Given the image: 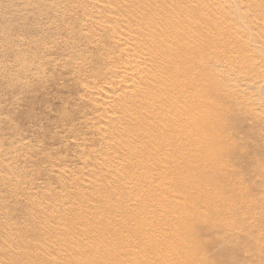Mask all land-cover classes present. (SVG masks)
Here are the masks:
<instances>
[{
    "label": "rangeland",
    "instance_id": "rangeland-1",
    "mask_svg": "<svg viewBox=\"0 0 264 264\" xmlns=\"http://www.w3.org/2000/svg\"><path fill=\"white\" fill-rule=\"evenodd\" d=\"M162 1L133 5L132 0H0V264H68L69 242L53 236L48 228L70 226L71 237L79 241L74 230L79 232L81 225L105 223L113 217H143L153 222L163 213L168 218L158 217L160 225L175 222L171 206L159 200L164 191L172 198L178 196L176 200L189 191L171 183H164L169 190L163 191L157 184L168 174L167 168L158 166L153 171L138 157L131 161L124 155L128 147L145 148L149 141L144 134L131 135L133 124L142 125V130L155 127L153 132L160 126L153 117L141 122L138 115L132 117L130 111L138 106L132 107L121 96L134 89L140 94V110L144 106L140 98L148 104L152 97H147L157 92L152 83L143 81L145 72L141 78L133 77V71L136 66L140 70L143 64L150 66L155 54L148 46L137 47L138 41L147 42L144 27L136 23L142 17L139 9L145 12ZM263 3L194 2L215 11L212 18L227 42L216 58L203 65L223 85L220 92L202 91V114L208 126L198 137L205 143L197 146L217 149L212 158L221 161L217 163L224 167L221 172L230 177L226 188L238 195L227 197L233 212L217 217H224L223 223L228 224L244 222L230 234L201 229L193 233L199 244L189 245L204 253L208 264L231 258L235 264H264ZM149 106L155 111V105ZM212 130L217 133L216 145L205 140V131ZM114 141H127L128 147L123 152ZM169 153L153 152L149 161L171 157ZM213 170L217 171L208 172L211 179ZM194 173L206 175L207 171ZM143 178L157 180L153 183L158 189L148 192ZM138 179L143 181L134 183ZM206 207L199 205L201 211ZM175 241L170 240L173 250L180 247Z\"/></svg>",
    "mask_w": 264,
    "mask_h": 264
},
{
    "label": "bare ground",
    "instance_id": "bare-ground-1",
    "mask_svg": "<svg viewBox=\"0 0 264 264\" xmlns=\"http://www.w3.org/2000/svg\"><path fill=\"white\" fill-rule=\"evenodd\" d=\"M132 1L133 5H140L144 1L151 0ZM196 1L197 0H165L162 1L160 5L158 4V6H156V4V7H152L149 4L152 8L146 9L145 12L139 9L142 17L140 20L138 18L136 23L139 24L138 26L144 27L146 31L144 32L146 34L144 38H147V42L142 43L141 41H138V43L136 42L138 46L136 44L135 46L140 49L147 48L148 46L153 49H151V51H154L155 54L154 57L151 54L153 61L150 66L148 64H143V70L138 69L137 66V68L135 67L133 72L136 73L133 77L140 76V73L145 72L141 74V76L146 75V77H143L145 79L142 80L145 81V83H152L157 92L155 93L156 95H149L147 97H152L151 102H148V104L147 100L143 99L142 102L140 98L139 101L141 102V106L144 104L142 108L140 107V110H138L139 104L137 100L140 94H137L134 89H132L133 92L131 93H129L130 91L128 90V93L124 92L125 94H121V98L123 101L131 103L132 107L133 105L138 106L137 109L132 108L130 111V114L132 113V117L134 115H138L140 122L141 120L144 121L153 117L155 118V121L157 120L159 122L160 126H157L158 128L156 132H153L155 127L152 129L153 131L150 127L142 130V125L139 126L141 123H138L139 128L142 127L139 129L137 127V122L136 124H133L132 129L128 128L130 132L133 133H130L132 136H136L137 133L138 135L144 134V136L148 138L149 141L145 144V148L141 147V149H137L136 146H133L134 148H129L127 141H125L126 143L119 141L118 143H120V145L115 143V141L113 143L116 148H121L123 152L125 151V148L128 147L127 152L125 151L124 155L131 161L135 158L137 159L138 157L139 162H145V168L147 167L153 171L156 170L158 166L167 168L168 174L164 176L162 175L161 177V173H159L158 176L161 178L158 179L156 177V179L160 180V183L156 180L158 184L155 183L156 181L154 178L151 180L149 178H143L147 186L146 189H150L147 190L148 192L150 191L152 193V191L156 190L157 187L160 188V186H163L161 187L163 191L164 188L169 190L166 186H164V183H171L177 188L189 191L185 195L180 196L178 200H176L178 196H176V198H172L170 193L164 191V198L159 200L161 202L160 204L166 202L168 207L171 206L176 220L175 222H172L174 221L172 219L171 221L169 220L172 223L160 225L162 219L158 217L168 218V214L162 215L163 213H160L161 215L159 216L156 215L157 217H154L155 221L153 222L149 221L150 219L146 220L143 217H113L104 220L106 221L105 223L102 222L92 225H81L78 229L79 232L74 230V232L76 231V233L79 234L78 239L81 243L78 240H74L75 235L74 237H71L73 228L71 227L72 231L68 230L70 229V226L66 225L67 229H64V227L48 228L47 231L50 234L56 236L57 238L66 239V242L63 241L65 243L69 242V245L66 246H69V249L71 248L70 255L68 254L69 256L66 257L69 258V262H73H68V264H196L198 262L208 264L206 261L207 259L205 258L206 255L204 253H199V251L189 245L191 243L192 245L193 243H196V246L199 244L193 236V233L198 229L211 231V233H229L231 231L233 232V229L242 225L243 221L241 224H228L226 222L223 223L224 217H217L219 215H229L233 212L234 207H232V204L229 202L227 197L238 195L234 189L230 190L226 188L230 177L226 172H221L224 167L221 164H217L221 161L212 158L217 149L200 150L197 146L198 144L201 146L205 143L204 139L200 140L198 137L208 126L204 125L205 119L202 114L200 97L202 95V91L203 89H208L210 91L220 92V87L223 85L219 84V82L215 79L216 75L213 71H211L212 69H204L203 65L211 61L213 58H216L218 56L217 53L221 50L220 48L224 45L227 46V42L223 40V38H225L224 35L221 36L222 30L219 27L220 25L212 18L215 11L204 4L195 5L194 2ZM185 8H190L191 10L186 11ZM200 8L203 11H200ZM154 32H159L160 34L158 33V35H154ZM229 37L230 36L227 38L228 41ZM213 48H216V51ZM212 49L215 52H211ZM139 68H141V65ZM147 86L146 87L149 88L150 84ZM147 88H144V91ZM144 91L141 90V92ZM123 101H121V103H123ZM149 105H155V111H153L154 109H150L152 110L150 111L148 109V107H150ZM117 106H119L118 103L116 104V107ZM128 108L130 107L128 106ZM185 116L189 117L186 118ZM111 122L113 123V120ZM203 126L205 127L204 129ZM186 132L188 133L187 135ZM205 132V140H208V144L216 145V131L212 130V132L210 131L211 133L209 131ZM152 136H154V139ZM141 143L144 145V140ZM161 150L169 151L172 158L165 156V158L159 157L157 160L149 161L152 159L153 152L157 153ZM224 151L228 152L226 149ZM136 164L137 162H135V165ZM212 168L217 169V171L213 170L211 171L212 173L210 172L212 177L211 179L208 172ZM200 169H202V171H207V174L203 175L202 173H194ZM121 174L122 177H125L123 173ZM138 175L140 176V174ZM148 175H151L150 171ZM136 178L137 177L134 179L136 180ZM143 179L141 181L139 179L135 182L133 180L131 181L136 183L142 182ZM131 181L130 183H132ZM153 182L157 184V187ZM161 183L162 185H160ZM219 192L222 193L221 196L219 195ZM138 195L140 196L141 194L138 193ZM130 196L131 198L136 197L135 195ZM142 198H144V196ZM200 203H205L207 206L204 211L200 210ZM157 204L158 203H155L153 206H157ZM97 218L98 217H96V219ZM211 219H216V222H212ZM155 222L160 225V227L164 228V230L161 231V228L156 225ZM65 224L66 223H64V225ZM88 235L90 237L86 239L81 237ZM44 236L48 235L46 234ZM226 236L229 235L227 234ZM173 238H175V240L177 239V242L175 241V243L180 245V247L177 248L178 245L174 244L177 248L175 249L174 247V250L172 248L173 245H170V240ZM53 239L54 241L57 240L55 238ZM53 239H50V244ZM57 242L59 241L57 240ZM63 242L62 244H64ZM232 242H234V239ZM56 245L60 244L57 243ZM69 249H67L68 252ZM198 254L200 257H198ZM231 259L229 261L223 259L222 264H235L230 262ZM211 264L217 263L214 262Z\"/></svg>",
    "mask_w": 264,
    "mask_h": 264
}]
</instances>
